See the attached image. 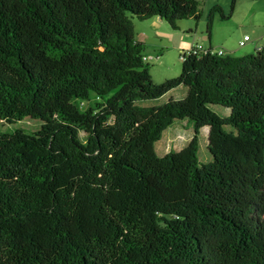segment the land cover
<instances>
[{
    "label": "trees",
    "instance_id": "16d2710c",
    "mask_svg": "<svg viewBox=\"0 0 264 264\" xmlns=\"http://www.w3.org/2000/svg\"><path fill=\"white\" fill-rule=\"evenodd\" d=\"M199 16L197 0H0V121L42 123L0 132V264H264V51L210 47L155 84L135 40L133 19ZM183 120L194 137L159 157Z\"/></svg>",
    "mask_w": 264,
    "mask_h": 264
},
{
    "label": "rangeland",
    "instance_id": "374dc122",
    "mask_svg": "<svg viewBox=\"0 0 264 264\" xmlns=\"http://www.w3.org/2000/svg\"><path fill=\"white\" fill-rule=\"evenodd\" d=\"M197 1L199 19L197 21L192 18L177 21L175 23L176 28L165 21H158L159 25L155 26L152 19L147 21L132 20L135 28V39L137 40L142 33H145L150 44L144 54L159 56L157 60L148 62L151 79L155 84L180 75L182 63L180 55L186 52L184 47H189L191 44L206 46L209 42L212 45H215V42H226L231 47L229 49L230 54L241 53L242 51H247L248 54L256 53L250 47L255 43L258 34L264 35V0H235L232 15L225 20L220 18L218 12H215L212 16L211 25V37L213 36V38L210 40L206 33L209 14L215 6H220L224 14L228 15L232 0ZM245 35L249 37V40L245 42L244 46H239V41ZM180 90L181 88L175 89L170 95L146 105H163L169 99L179 100L181 99ZM211 110L218 115H226L227 113L225 109L219 106H211ZM41 124L40 121L33 120H23L13 125L0 121V132L14 133L17 130H22L26 133H34L40 129ZM207 132L208 129L204 128L197 135L199 164H207L211 161L207 151ZM193 137L192 124L186 120L177 121L163 132L161 139L155 144V152L159 157L170 152H178L185 148ZM80 138L84 142L86 140L85 134L81 132Z\"/></svg>",
    "mask_w": 264,
    "mask_h": 264
},
{
    "label": "crops",
    "instance_id": "0c3cea01",
    "mask_svg": "<svg viewBox=\"0 0 264 264\" xmlns=\"http://www.w3.org/2000/svg\"><path fill=\"white\" fill-rule=\"evenodd\" d=\"M152 23H154V25L155 26H158L159 25V22L158 21H161L160 19H158V18H153L152 19ZM134 30H135V28H134ZM245 36H247V35H245ZM135 37H136V35H135ZM213 38V36L211 37V39ZM244 38V37H243ZM136 40V39H135ZM136 41H139V42H142L144 45H145V51H147L148 50V47H149V43H148V39H147V37H146V34L145 33H142V35H141V37L140 38H138ZM241 41H243V39L242 40H240L239 41V43H238V45L240 44V42ZM196 45H200V44H195V45H190L189 47L188 46H186V47H184L186 50H188L189 48H191V47H193V46H196ZM245 45V44H244ZM243 45V46H244ZM201 46L202 47H204V48H212V49H215V50H219V49H221V50H224L225 51V54H227V55H232V56H244V55H246V54H248V53H246L247 51H242L241 53H233V54H230V51H229V49L231 48V47H229V45L226 43V42H215V45H212V43L211 42H209L206 46L205 45H202L201 44ZM240 46V45H239ZM252 50H254V51H264V35L262 34H258L257 35V37H256V39H255V43L252 45V47H250ZM184 50V49H183ZM179 88H181V90H180V94H181V98H183L185 95H186V92H187V90H186V88L185 87H183V86H181V87H179ZM178 88V89H179ZM173 91H175V90H173ZM173 91H171V92H173ZM171 92L168 94V95H170L171 94ZM167 95V96H168Z\"/></svg>",
    "mask_w": 264,
    "mask_h": 264
},
{
    "label": "built area",
    "instance_id": "2783aa9c",
    "mask_svg": "<svg viewBox=\"0 0 264 264\" xmlns=\"http://www.w3.org/2000/svg\"><path fill=\"white\" fill-rule=\"evenodd\" d=\"M248 40H249V37L248 36H244L243 41H241L239 45L243 46L245 44V42L248 41ZM208 49L209 48H204L201 45L193 46V47L189 48L188 50H186L185 53H182L180 55V60L182 61L184 59V56L189 55V54L198 55L201 52L205 53V52L208 51ZM211 53L216 54L218 56L226 55L225 51L221 50V49L215 50V49L211 48ZM158 58H159V56H151V55H145V54H143V56H142V60L145 63H148L149 61H152V60L153 61L157 60Z\"/></svg>",
    "mask_w": 264,
    "mask_h": 264
}]
</instances>
